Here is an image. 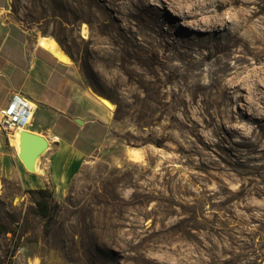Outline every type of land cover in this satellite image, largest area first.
<instances>
[{
    "label": "rangeland",
    "instance_id": "374dc122",
    "mask_svg": "<svg viewBox=\"0 0 264 264\" xmlns=\"http://www.w3.org/2000/svg\"><path fill=\"white\" fill-rule=\"evenodd\" d=\"M142 1L9 0L8 20L53 39L112 102L113 127L53 190L48 233L29 188L0 177L3 264H264V0L241 5L250 43L223 58L199 0Z\"/></svg>",
    "mask_w": 264,
    "mask_h": 264
},
{
    "label": "crops",
    "instance_id": "0c3cea01",
    "mask_svg": "<svg viewBox=\"0 0 264 264\" xmlns=\"http://www.w3.org/2000/svg\"><path fill=\"white\" fill-rule=\"evenodd\" d=\"M8 3L0 0V90L4 103L13 91L33 102L26 130L43 135L47 145L36 162L42 176L6 152L9 140L0 136V177L19 179L25 188L49 186L59 196L78 168L107 145L112 113L82 81L74 62L60 61L39 44L41 35L7 19ZM52 136L58 140L51 141Z\"/></svg>",
    "mask_w": 264,
    "mask_h": 264
},
{
    "label": "bare ground",
    "instance_id": "6f19581e",
    "mask_svg": "<svg viewBox=\"0 0 264 264\" xmlns=\"http://www.w3.org/2000/svg\"><path fill=\"white\" fill-rule=\"evenodd\" d=\"M144 1V0H143ZM142 1V4H144ZM246 0H199L194 5V9L196 13L199 15H207V19L199 23L205 25L208 28V36L211 40L210 49L208 50V55L214 56L215 58H223L225 55H228L232 52V46L236 43L240 42L244 46L249 45V41L245 37V32L247 31L248 22L251 19V14H246L242 11L241 5H245ZM134 6L140 7L138 4H134ZM214 6V9L211 8ZM228 6L232 11L229 18L222 17L221 14L218 13V10L222 7ZM239 6V7H238ZM263 7V2L260 4V9ZM2 10L0 9V12ZM128 14H131V11H128ZM201 20V19H199ZM217 25H220L221 28H218ZM245 27V31L241 32V29ZM218 32V33H215ZM219 31H224L226 40L224 42H218V37H220ZM86 28L84 25L81 27V33L84 35L86 33ZM252 34V33H251ZM250 35V34H249ZM247 34V36H249ZM257 35V34H256ZM257 37V36H256ZM249 38V37H248ZM254 39V38H252ZM260 42V50L261 54L264 52V28L260 27V34L257 38ZM39 44L48 49V51L57 52L60 56L65 55L66 59L62 60L60 57H57L60 61L69 63L70 58L67 54L62 51L55 43V41L46 36H41L39 38ZM101 102L107 107V109L111 110L113 108V104L107 98L98 95ZM113 110V109H112ZM23 129H17L10 135V141L12 140V145L16 151V154L19 160L23 163L25 168L29 171L35 172L37 170L36 162L39 154L42 152L40 149L36 154H26L24 153L22 146L21 134ZM13 134V135H12ZM12 137V139H11ZM46 149V148H45ZM132 153L136 154V150H131Z\"/></svg>",
    "mask_w": 264,
    "mask_h": 264
},
{
    "label": "built area",
    "instance_id": "2783aa9c",
    "mask_svg": "<svg viewBox=\"0 0 264 264\" xmlns=\"http://www.w3.org/2000/svg\"><path fill=\"white\" fill-rule=\"evenodd\" d=\"M35 105L33 102L17 91L10 93L7 101L0 105V136L10 141V135L17 129L25 130L32 121ZM51 141H57L52 136Z\"/></svg>",
    "mask_w": 264,
    "mask_h": 264
},
{
    "label": "trees",
    "instance_id": "16d2710c",
    "mask_svg": "<svg viewBox=\"0 0 264 264\" xmlns=\"http://www.w3.org/2000/svg\"><path fill=\"white\" fill-rule=\"evenodd\" d=\"M32 195V201L35 205L34 211L43 219V230L48 233L50 223L53 220L54 214L58 210V203L53 194V189L49 186L42 188H29L26 190ZM7 231V226L0 221V233ZM4 260H0L3 264Z\"/></svg>",
    "mask_w": 264,
    "mask_h": 264
},
{
    "label": "water",
    "instance_id": "95a60500",
    "mask_svg": "<svg viewBox=\"0 0 264 264\" xmlns=\"http://www.w3.org/2000/svg\"><path fill=\"white\" fill-rule=\"evenodd\" d=\"M50 52L56 57H60L62 60L66 59L65 55L60 56L57 52ZM21 139L23 150L26 154H36L40 149H42V147L44 149V147L47 145V139L43 135L30 132L26 129L23 130Z\"/></svg>",
    "mask_w": 264,
    "mask_h": 264
}]
</instances>
